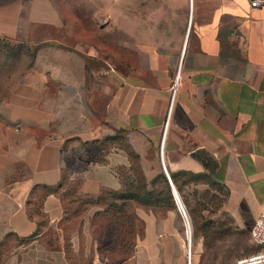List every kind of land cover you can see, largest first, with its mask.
<instances>
[{"label":"crops","instance_id":"1","mask_svg":"<svg viewBox=\"0 0 264 264\" xmlns=\"http://www.w3.org/2000/svg\"><path fill=\"white\" fill-rule=\"evenodd\" d=\"M116 3L104 5L101 57L56 1L0 3V39L34 51L0 90V264H186L187 252L189 264H232L263 249L248 232L264 204V4ZM176 74L170 189L221 191L213 212L198 206L189 248L172 205L135 207L128 232L102 200L135 163L162 175Z\"/></svg>","mask_w":264,"mask_h":264},{"label":"rangeland","instance_id":"2","mask_svg":"<svg viewBox=\"0 0 264 264\" xmlns=\"http://www.w3.org/2000/svg\"><path fill=\"white\" fill-rule=\"evenodd\" d=\"M10 0H0V3ZM62 8H66L68 17L86 29L90 30V50L96 56H102V25L104 19L108 18L104 12V5L110 2L113 6L118 0H54ZM149 9V6H148ZM80 29V28H79ZM4 44L2 50L8 52L10 57L0 54V90L5 86L8 80L15 78L22 71L30 67L33 59L32 49L28 46L12 45L6 41L0 40V45ZM10 49V50H9ZM16 53V56L14 54ZM3 53V52H1ZM13 56V57H12ZM9 57V58H8ZM160 167V164H159ZM146 168L135 163L130 168V173L125 177V189L122 190L120 197L105 196V211L111 216H123L128 222L122 225V230L130 231L133 229L134 209L142 205L145 210L159 211L163 206H173L169 191H166L159 175L145 174ZM161 171V167H160ZM161 174L163 175L162 171ZM189 215L191 234L192 218L199 213L198 206L204 205L206 211L204 214L213 212L217 209L221 201V191L215 186L209 185L208 190L204 189L197 196L192 190H186L184 193H176ZM204 197L203 201L197 200L198 197ZM101 212V211H99ZM201 214V212L199 213ZM130 221V223H129ZM117 230V227L111 224V232ZM112 236V235H111ZM113 237V236H112ZM124 246L120 248L121 252L130 253V239L122 238Z\"/></svg>","mask_w":264,"mask_h":264},{"label":"built area","instance_id":"3","mask_svg":"<svg viewBox=\"0 0 264 264\" xmlns=\"http://www.w3.org/2000/svg\"><path fill=\"white\" fill-rule=\"evenodd\" d=\"M248 4L251 8H257L264 4V0H248ZM176 85H177V74L174 76L172 83L170 85V88H169L168 104H167L166 114H165V118L163 122L162 134H161L160 142L157 148V155H158V160H159L161 170L163 174L165 175L166 180L170 186H171V182L165 171L164 164H163L162 143H163L164 132L166 130V126L168 122L169 111H170L172 100H173V97L176 91ZM172 196H173L174 208L176 209L180 217L182 227H183L184 239L187 244V236L191 235L189 217L178 195L172 193ZM248 235H249L250 241L254 245L263 247V249L258 250L249 256L237 258L233 261L232 264H264V204L261 206L253 225L249 229ZM186 262H187L186 264H189L188 252H187Z\"/></svg>","mask_w":264,"mask_h":264},{"label":"trees","instance_id":"4","mask_svg":"<svg viewBox=\"0 0 264 264\" xmlns=\"http://www.w3.org/2000/svg\"><path fill=\"white\" fill-rule=\"evenodd\" d=\"M1 41H3L2 39H0ZM12 45H16L17 47H22V46H24V45H22V44H12ZM2 48H5V45L4 44H2V45H0V54H3V56H5V57H7V56H11V55H9L8 54V52H6L5 50L3 51L2 50ZM10 50V49H9ZM1 52H3V53H1ZM32 53H34V51L32 50ZM16 56V53L14 52V54H13V56ZM12 56V57H13ZM8 57V58H9ZM11 58V57H10ZM163 173V172H162ZM159 177H160V180L162 181V183L164 184V187H165V189H166V191H169V195H170V197H171V201H172V203H173V206H174V202H173V196H172V192H171V189H170V186H169V183L167 182V180H166V177H165V175L163 174V175H159ZM170 178H171V176H170ZM122 194L120 193V194H118V195H111V196H113V197H120ZM106 196H108V195H106ZM104 196H102V200H104V198H103ZM101 199V198H100ZM184 206V205H183ZM201 206H202V204H201ZM184 208H185V206H184ZM105 210V209H104ZM185 210H186V208H185ZM186 212H187V210H186ZM188 213V212H187ZM188 217H189V215H188ZM190 219V218H189Z\"/></svg>","mask_w":264,"mask_h":264},{"label":"bare ground","instance_id":"5","mask_svg":"<svg viewBox=\"0 0 264 264\" xmlns=\"http://www.w3.org/2000/svg\"><path fill=\"white\" fill-rule=\"evenodd\" d=\"M190 244H191V235L187 236V245H188V248L190 247Z\"/></svg>","mask_w":264,"mask_h":264},{"label":"water","instance_id":"6","mask_svg":"<svg viewBox=\"0 0 264 264\" xmlns=\"http://www.w3.org/2000/svg\"><path fill=\"white\" fill-rule=\"evenodd\" d=\"M171 190H172V193H173V194L176 193L173 187H171Z\"/></svg>","mask_w":264,"mask_h":264}]
</instances>
